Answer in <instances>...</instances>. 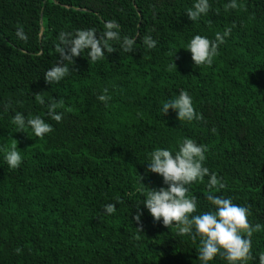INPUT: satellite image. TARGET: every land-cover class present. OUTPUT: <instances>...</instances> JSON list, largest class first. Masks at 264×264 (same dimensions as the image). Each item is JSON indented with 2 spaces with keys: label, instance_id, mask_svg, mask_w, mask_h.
<instances>
[{
  "label": "trees",
  "instance_id": "obj_1",
  "mask_svg": "<svg viewBox=\"0 0 264 264\" xmlns=\"http://www.w3.org/2000/svg\"><path fill=\"white\" fill-rule=\"evenodd\" d=\"M195 2L0 0V264H201L199 236L177 235L143 206L147 187H167L160 175L146 173L149 154L175 152L186 137L207 146L204 165L226 184L212 194L250 207V222L264 225V0H237L238 9H226L230 0H209L208 14L194 22L186 12ZM109 20L122 36L136 38V49L114 45L117 51L105 49L91 65L86 50L61 82L46 83L45 71L59 59V32L99 34ZM18 26L26 41L17 37ZM229 27L212 66L196 67L184 49L189 41L215 39ZM148 34L154 49L142 43ZM104 88L107 104L97 98ZM181 90L203 120L180 121L171 109L163 114V102ZM61 99L57 123L47 105ZM16 112L39 115L54 130L43 138L30 128L16 132ZM12 138L23 157L17 169L4 159ZM208 179L189 186L198 201L194 214L213 210ZM107 204L116 211L107 214ZM252 253L247 264H259L264 230L253 234ZM210 264L228 262L217 256Z\"/></svg>",
  "mask_w": 264,
  "mask_h": 264
},
{
  "label": "clouds",
  "instance_id": "obj_2",
  "mask_svg": "<svg viewBox=\"0 0 264 264\" xmlns=\"http://www.w3.org/2000/svg\"><path fill=\"white\" fill-rule=\"evenodd\" d=\"M225 7L226 9H238L240 5L237 0H230ZM210 9L209 0H196L193 7L186 13L188 18L195 22L202 14L207 15ZM231 32V27L223 33L217 32L215 39L195 35L184 49L191 52L196 67L205 65L210 67L218 55L220 45L226 42L225 38L229 37ZM16 35L21 40H27L22 26H18ZM57 39L55 51L59 59L45 71V81L52 85L61 82L69 75L68 65L74 61V57H79L86 50L91 65L104 59L105 49L108 53H112L117 51L114 45H118L123 52L132 53L136 49L134 46L137 42L136 38L122 36L120 26L115 20L105 22L103 31L99 34L95 28L77 29L75 32L62 30ZM142 43L148 49H154L157 46V41L150 34L143 36ZM174 66L177 68L176 63ZM108 92V88H104L103 94L97 97L98 100L107 104L111 99ZM35 99L39 104H45L42 93H35ZM63 104L64 101L61 99L53 100L47 105V115L51 120L57 123L62 121L63 115L58 113L57 109L62 108ZM10 107V104H5L4 110L7 111ZM170 109L176 111L180 121L203 120L202 114L196 112L192 97L186 90H181L178 96L163 102L161 107L163 114L167 115ZM11 123L15 125L16 132L27 133L26 129L30 128L38 138H43L54 130L53 126L41 116L26 117L21 112H16ZM212 131L215 132V129L213 128ZM207 150L206 145L187 137L179 142V148L175 152L162 148L153 150L149 154L150 162L147 163L145 171L160 175L167 187L159 189L147 187L149 190L145 192L146 198L143 206L147 208L154 221H162L163 226L169 229L175 227L177 235H188L193 239L199 236L198 260L201 264H210L217 256L225 259L228 264H247L248 261L254 259L253 234L264 230V225L250 222V207L239 206L230 197L212 194L214 189L217 191L224 189L226 184L222 177L210 173L209 168L204 165ZM3 151L8 167L19 168L23 157L18 151V141L12 138L10 147L3 146ZM206 176L209 177L206 198L213 206V210L194 214L197 213L198 201L196 196H189V186L194 182L203 181ZM140 191L144 192V188ZM115 211V204L105 205L107 214ZM141 216L142 209L139 206L134 217L135 221L140 222ZM138 229L142 231V227ZM17 251L19 252L20 249ZM259 264H264V253L259 255Z\"/></svg>",
  "mask_w": 264,
  "mask_h": 264
}]
</instances>
